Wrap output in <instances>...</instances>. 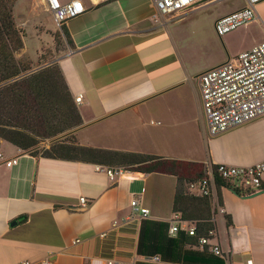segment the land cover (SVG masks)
<instances>
[{"label":"crops","instance_id":"1","mask_svg":"<svg viewBox=\"0 0 264 264\" xmlns=\"http://www.w3.org/2000/svg\"><path fill=\"white\" fill-rule=\"evenodd\" d=\"M21 2L17 0L13 8L23 35L24 49L19 56L27 55L36 69L57 63L73 99L82 96V103L76 106L84 127L73 133L79 146L204 165L247 167L264 160V118L210 137L197 80L203 71L264 41V0L255 8L254 22L221 38L215 33V20L243 8L245 0L216 3L221 7L212 13L207 34L197 32L196 46L204 48L206 42L214 40L224 50L204 69L189 62L187 42L174 25L188 12L154 23L152 0H84L85 13L59 27L43 0ZM56 35L61 42L59 49ZM152 113L159 120L150 124L164 126L166 131L187 130L195 120L204 125L194 142L181 140L179 148L172 147L174 140L167 134L159 141L160 137L148 133L143 143L138 136L139 125L133 129L123 126L117 132L101 127L104 144L93 145L87 134L85 142L77 138L105 120L125 122L135 117L142 121ZM121 137H125L122 144L128 142L129 146H116L114 140ZM50 144L40 147L48 149ZM0 154V264H40L47 258L51 264H181L162 259L154 263L148 261L151 257L137 254L144 220L125 222L131 215L132 199L150 211V218L145 220L170 222L175 215L174 176L137 173L113 183L96 170L98 164L34 156L1 138ZM13 158L17 163L7 167L4 161ZM262 191L246 198L248 192L228 184L213 188L216 231L211 240L220 246L225 264H264ZM80 198L86 199L87 205L72 210L83 207ZM224 215L230 216L231 226L226 225ZM114 221L120 226L112 228ZM102 233H106L104 238ZM76 239L80 242L74 245Z\"/></svg>","mask_w":264,"mask_h":264},{"label":"trees","instance_id":"2","mask_svg":"<svg viewBox=\"0 0 264 264\" xmlns=\"http://www.w3.org/2000/svg\"><path fill=\"white\" fill-rule=\"evenodd\" d=\"M16 2L0 0V138L34 156L174 176L173 213L180 215L181 221L192 224L196 235L179 231L170 237L169 222L144 220L140 225L137 254L145 257L158 254L164 261L181 264H225V259L196 248L199 239L211 238L209 233L216 231L212 198L189 191V185L203 177L205 165L79 146L72 131L83 121L58 64L52 62L34 69L27 55L19 56L24 44L13 15ZM62 32L71 45L66 30ZM54 40L59 49V37L56 35ZM47 140L50 147H40ZM221 186L225 183L217 180L216 188ZM218 204H221L219 195ZM224 219L231 226L230 216L224 215Z\"/></svg>","mask_w":264,"mask_h":264},{"label":"built area","instance_id":"3","mask_svg":"<svg viewBox=\"0 0 264 264\" xmlns=\"http://www.w3.org/2000/svg\"><path fill=\"white\" fill-rule=\"evenodd\" d=\"M47 11L53 16L59 27L66 22L80 17L86 11L84 0H43ZM263 0H245V6L234 12L217 18L214 30L218 37H223L239 28L245 27L256 19V6ZM202 0H152L154 13L152 19H176L185 13L198 8ZM200 92L202 114L207 133L216 137L233 129L246 125L252 121L264 118V41L250 50L239 54L233 59L207 69L197 77ZM76 105L82 103V96L75 97ZM0 159L3 156L0 154ZM5 165L10 167L17 163V159L5 160ZM97 171L104 172L113 183L121 178H132L136 172L124 167H110L96 165ZM234 186L239 191L249 194L260 192L264 189V160L247 167H234L224 164H206L203 177L189 185V191L197 196L211 197L216 181ZM83 207L87 205L84 198H80ZM131 215L125 222L133 219L145 220L150 218V211L141 206L140 201H130ZM169 235L175 237L179 231H185L189 236H195L194 226L181 221L180 215L175 214L169 222ZM120 224L113 222L112 228ZM214 232H210L212 238ZM106 233L101 234L104 238ZM211 238L198 240L197 249L206 250L213 255L225 259L220 246L212 242ZM80 241L76 239L73 244ZM160 263L161 258L154 256L148 259ZM23 264H30L24 262ZM40 264H51L44 259ZM108 264H124L111 262ZM247 264H252L247 261Z\"/></svg>","mask_w":264,"mask_h":264},{"label":"rangeland","instance_id":"4","mask_svg":"<svg viewBox=\"0 0 264 264\" xmlns=\"http://www.w3.org/2000/svg\"><path fill=\"white\" fill-rule=\"evenodd\" d=\"M219 1L221 0L203 1L201 2V5L198 6V8H196L195 10H191L190 12L185 14L184 15L185 19H183L180 22H178L177 19L175 20L176 23L174 25L177 28L179 35L181 37H184L183 39L186 40L187 42L186 44L188 45L186 48V57L195 68L204 69L206 67L212 66L216 61L215 58L217 54L223 52L224 50L222 44H220L219 41H214V40L210 41V43L206 42L204 45V48L198 49V47L196 46L197 32L204 31V33L207 34V32L209 31L211 20H212V13L216 11L217 8L220 9L221 7L220 4L219 5L216 4ZM231 1L238 3L241 0H231ZM23 3H24V0H22L21 4ZM163 19H158L160 20L158 21V23H161V20ZM39 61L40 60H38L37 65L39 64ZM32 66L34 67L35 65L33 64ZM34 69H36V67H34ZM172 95H176V93L173 92ZM174 101L175 103H177V100H174ZM172 105H174V103H172ZM195 117L197 118L196 114H195ZM158 120H159V117L155 113H152L151 115L147 117L145 116L142 119V121H138L137 118L135 117L129 120L127 119L125 122L122 120L118 122L117 120L115 121L113 119H108L104 121V124H98L96 126H92L86 129L85 132L79 133L77 138L79 139L80 142H85L84 134H87L90 137V140L93 145L104 144L103 140H101L100 138V132H103L101 127L108 128L111 131L117 132L123 126H127L130 129L134 125H139V128H138L139 135L138 136H139L140 141H142L143 143L145 142V139L143 138H146L148 133L160 137L159 141H163L164 140L163 136L167 134V136L172 137L174 140V142L171 144L172 147L179 148L181 147V145H183V144H180L181 140L188 141V142L193 141L195 137L198 136L201 130V125L203 124V121H201L202 122L201 124L197 122V120H195L193 127L187 128V130L172 129V130L166 131L164 130V126H158V125L153 126L150 124L151 121L155 123V122H158ZM129 132L131 133L132 131L129 130ZM73 133L74 132H72V134ZM123 138L125 137H121L120 139L114 140L116 143H118V144L115 143L116 146H122V147L129 146L128 142H125L124 144H122V142L125 141V139ZM47 142H50V141L47 140L41 144H44ZM163 145L164 143L161 144L162 147ZM113 167H116V166H113Z\"/></svg>","mask_w":264,"mask_h":264},{"label":"water","instance_id":"5","mask_svg":"<svg viewBox=\"0 0 264 264\" xmlns=\"http://www.w3.org/2000/svg\"><path fill=\"white\" fill-rule=\"evenodd\" d=\"M82 127H84V126H81V127L77 128V129H75L74 131H76V130L82 128ZM74 131H72V132H74ZM262 192H263V191H260V192H257V193H253V194L247 195L246 198H250V197L257 196V195L261 194ZM83 208H84V207H82V208H75V207H74V208H72V210H76V211H78V210H82ZM14 224H16V222L12 223V225H14Z\"/></svg>","mask_w":264,"mask_h":264}]
</instances>
